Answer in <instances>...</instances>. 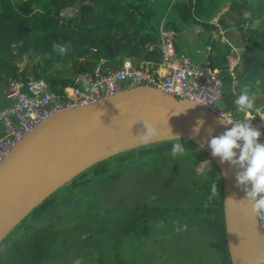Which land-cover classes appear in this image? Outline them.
<instances>
[{"label":"trees","instance_id":"obj_1","mask_svg":"<svg viewBox=\"0 0 264 264\" xmlns=\"http://www.w3.org/2000/svg\"><path fill=\"white\" fill-rule=\"evenodd\" d=\"M68 8H75V13L66 15L64 10ZM222 8L227 20L219 16ZM215 17L220 26L246 37L234 67V83L224 67L228 43L212 61L222 68L224 93L220 105L233 117L242 118L244 114L237 111L234 100L247 90L255 110L264 113V0H0V104L9 101L2 90L14 81L26 84L32 78L43 79L49 91L63 93L65 87L77 86V75L91 74L96 66L116 69L126 57L135 63L140 59L158 61L161 31L174 30L175 48L180 52L183 45L178 38L184 28L198 25L210 33L217 29L212 24ZM255 110L251 115L258 117ZM176 142L173 139L142 145L79 173L62 186L64 191L49 195L0 241V264H45L58 237L50 221L64 206L86 208V220L98 223L104 237L113 238L118 237L117 229L125 235L133 231L137 221L148 213L154 214L148 218L159 223L170 213L186 211V205L173 204L164 211L159 207L157 215L154 211L144 212L142 205L108 207L89 201L95 183L104 180L101 177L130 164L144 171L149 179L159 178L155 186L170 185L179 190L184 187L186 197L193 194L194 202H188L194 217L211 235L214 255L219 264H231L221 172L212 161L209 166L218 171V180L209 169L196 170L199 161L210 158L188 138H180L184 150L173 157L171 148Z\"/></svg>","mask_w":264,"mask_h":264},{"label":"water","instance_id":"obj_2","mask_svg":"<svg viewBox=\"0 0 264 264\" xmlns=\"http://www.w3.org/2000/svg\"><path fill=\"white\" fill-rule=\"evenodd\" d=\"M204 120L199 133L193 131ZM153 134L147 141L143 122ZM198 102L176 99L143 84L102 100L66 107L28 132L0 162V241L49 195L90 166L118 153L160 141L188 138L221 172L231 264H264V233L257 213L237 186L238 166L211 156L208 141L226 127ZM230 198L243 199L234 207Z\"/></svg>","mask_w":264,"mask_h":264},{"label":"rangeland","instance_id":"obj_3","mask_svg":"<svg viewBox=\"0 0 264 264\" xmlns=\"http://www.w3.org/2000/svg\"><path fill=\"white\" fill-rule=\"evenodd\" d=\"M224 10L221 9L219 16L227 20ZM75 11V8H68L64 13L71 15ZM226 33L235 39L238 36L241 43L245 42L243 34H233L231 30ZM198 34L196 27L185 28L184 35L181 34L178 41L187 54L203 62L206 40L202 34ZM214 42L217 44V40ZM8 88L4 86L5 93ZM255 111L258 117L251 115L252 122L260 128L262 135L259 139L264 141V113L258 109ZM242 119H245L244 115ZM209 162L210 159L199 161L196 170L209 169L214 179L218 180L219 173L212 165L209 166ZM124 167L101 177L104 180L95 183L89 201L108 207L142 205L144 212L154 211L157 215L159 207L164 211L173 204L186 205V211L182 209L177 210V214L170 213L159 223L148 218L154 215L148 213L146 218L137 221L133 231L125 235L117 229L118 237L113 238L104 237L98 223L86 220V208L81 205L64 206L57 216L54 215V221H50L57 229L58 237L45 264H219V258L214 255L215 244L212 243L211 235L193 215V194L186 197L184 187L179 190L170 185L155 186L159 178H147L145 172L136 169L133 164ZM63 189L61 187L57 191Z\"/></svg>","mask_w":264,"mask_h":264},{"label":"built area","instance_id":"obj_4","mask_svg":"<svg viewBox=\"0 0 264 264\" xmlns=\"http://www.w3.org/2000/svg\"><path fill=\"white\" fill-rule=\"evenodd\" d=\"M174 30L161 31L159 60L123 59L119 68L96 66L91 74L75 77L77 86L65 87L63 93L47 89L43 79L26 84L14 82L8 88V103L0 107V162L35 126L52 114L80 104L95 103L119 91L138 85H149L176 99L200 101L208 109L232 120L218 102L222 96L217 69L200 65L188 55L178 54Z\"/></svg>","mask_w":264,"mask_h":264},{"label":"clouds","instance_id":"obj_5","mask_svg":"<svg viewBox=\"0 0 264 264\" xmlns=\"http://www.w3.org/2000/svg\"><path fill=\"white\" fill-rule=\"evenodd\" d=\"M64 52L63 47L60 48ZM18 82V81H14ZM12 82L11 84H13ZM10 84V85H11ZM9 85V87H10ZM238 112H242L245 119L239 121L225 119L221 114L219 121L226 127L218 135H211L208 141V147L211 150V156L219 157L221 163H229L239 167L236 173L237 186H244L245 198L251 204L254 212L264 213V141L259 138L262 135L259 127L252 123L251 113L255 110L253 99L247 90L241 91L234 100ZM147 134L142 137L147 141L153 134L151 125L143 122ZM204 120L198 118L193 131L198 134L203 126ZM177 142L171 148V155L175 157L183 152V145L179 142L180 137L175 136ZM202 148V145H199ZM217 192L216 184L212 186V193ZM243 198V199H245ZM233 206L236 207L243 199L230 198ZM186 227V226H185Z\"/></svg>","mask_w":264,"mask_h":264},{"label":"crops","instance_id":"obj_6","mask_svg":"<svg viewBox=\"0 0 264 264\" xmlns=\"http://www.w3.org/2000/svg\"><path fill=\"white\" fill-rule=\"evenodd\" d=\"M245 16H248V13H245ZM212 24H214L217 29H213L210 33L209 32H205V31H202L198 25H194V26H191V27L190 26L185 27V28H191V29L194 28V27H196V31L199 32V34H202L203 37L205 38L204 40H206V46H205V58H204V61L203 62H198L194 58H192V56H190L189 54H187V50L184 48V46L183 47L181 46L180 52H177V53L178 54L184 53V54L188 55L189 57H191L196 62H198L199 64H209V65L217 68L218 71H219V73H220L221 86H222V91L224 93V90H223V88H224L223 87L224 86L223 85V79H222V76H221V70H222V68L220 66L213 65L212 64V61H213L214 58H217V56L219 55V49H222L223 48V45L225 43H228L230 45V50H229V52L225 53L224 56H223L224 59H225V61H224V64H225L224 67L226 68L227 73L231 76L232 83H234V80H235L234 67L239 63L240 54L242 52V46L246 42V37H245V34L244 33L235 31L234 29L231 30V29L224 28V27L220 26L217 23V18H214L213 19ZM185 28H184V30H185ZM184 30L182 32L183 35H184ZM228 30H231L233 34L238 33L241 36L243 34L244 37H245V42L244 43H241L238 36H236L237 39H235L233 36L230 37L226 33ZM214 40H217V44L214 42ZM233 40L237 41L239 43V46L236 45L233 42ZM210 45H211V49H210ZM79 75H84V74H79ZM67 87H72V86H67ZM232 88H234V87H232ZM2 92H3L4 96L6 98H8L7 97L8 91L5 93L4 92V89H3ZM6 103H8V101ZM5 104H3V105L0 104L1 105L0 107L4 106Z\"/></svg>","mask_w":264,"mask_h":264},{"label":"bare ground","instance_id":"obj_7","mask_svg":"<svg viewBox=\"0 0 264 264\" xmlns=\"http://www.w3.org/2000/svg\"><path fill=\"white\" fill-rule=\"evenodd\" d=\"M196 62V61H195ZM196 63H198V62H196ZM199 64V63H198ZM200 65H205V64H200ZM211 66V65H210ZM212 67V66H211ZM212 68H215V67H212ZM215 69H217V68H215ZM218 70V69H217ZM219 72V71H218ZM220 76V75H219ZM220 79H221V77H220ZM221 88V92H222V86L220 87ZM223 95V94H222ZM221 98H222V96H221ZM221 98H220V100H219V102H218V105H219V108L220 109H222L228 116H230L231 118H232V120H235V121H239V120H241L242 118H236V117H233L228 111H226L225 109H223V107L220 105V101H221ZM193 101H195V102H198V103H200V101H196V100H193ZM201 105H203L202 103H200ZM203 107L204 108H206L207 110H209L211 113H213V114H215L216 116H218L219 118H220V115L219 114H217L216 112H214V111H212V110H210V109H208L205 105H203ZM226 119V118H225ZM253 123V125L254 126H257L254 122H252ZM210 161H211V159H210ZM224 209V208H223ZM257 213V212H256ZM257 218H258V221H259V224H260V226H261V228H262V230H263V233H264V213H257ZM224 222H225V219H224ZM226 231V230H225ZM226 240H227V238H226ZM228 246V245H227ZM231 261V260H230Z\"/></svg>","mask_w":264,"mask_h":264}]
</instances>
